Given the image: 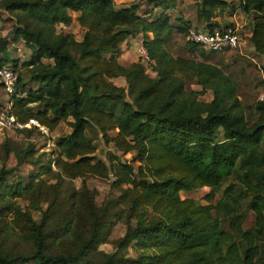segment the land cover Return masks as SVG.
<instances>
[{
  "label": "trees",
  "instance_id": "obj_1",
  "mask_svg": "<svg viewBox=\"0 0 264 264\" xmlns=\"http://www.w3.org/2000/svg\"><path fill=\"white\" fill-rule=\"evenodd\" d=\"M144 1L139 12L136 1L1 0L15 14L11 30L0 34V66L8 64L10 42L22 40L31 49L22 63L28 77L10 62L17 79L9 112L21 121L36 118L50 131L67 121L70 131L58 137L54 155L42 163L32 142L21 147L2 142L7 154L14 152L16 165H39L26 183L8 180L13 166L0 167V212L10 208L7 190L29 203L16 210L11 231H3L17 235L28 248L10 250L0 244V264H264V102L246 105L224 67L173 54L168 38L174 30L188 33L190 22L184 20V27L172 22L167 10L176 0ZM237 6L250 14L248 40L264 58V0H198L195 11L210 29L233 24L219 23L215 16ZM69 10L77 12L81 39L57 30L58 24L71 23ZM139 34L153 75L140 58L129 65L121 62L122 42ZM120 75L126 86L113 81ZM192 82L201 89L191 88ZM206 89L211 90L209 100L199 97ZM90 127L104 135L116 128L113 139L124 151H134L138 164L112 152L108 162L98 158L86 133ZM34 128L16 130L31 133ZM50 172L56 181L43 177ZM232 174L240 185L231 182L224 191L229 199L236 198L234 192L244 197L253 211L245 229L224 216L237 227L236 235L212 213L211 204L180 194L209 186L205 197L210 200ZM86 176H111L119 193L97 205ZM76 177L82 178L78 188L71 183ZM224 204L219 199L215 207ZM124 216L126 231L114 240V249H98L114 218ZM132 241L139 249L134 256L123 251Z\"/></svg>",
  "mask_w": 264,
  "mask_h": 264
},
{
  "label": "rangeland",
  "instance_id": "obj_2",
  "mask_svg": "<svg viewBox=\"0 0 264 264\" xmlns=\"http://www.w3.org/2000/svg\"><path fill=\"white\" fill-rule=\"evenodd\" d=\"M116 5L123 3H129L131 1H136L141 3L139 12H142L146 7V1L144 0H114ZM177 4L173 8L168 9L172 22L180 24L184 27L186 25L184 20L190 22L188 33L183 31L174 30L168 41L166 43L167 48L173 54H183L186 56H191L201 60H207L214 62L222 67L234 77L237 83V92L241 100L246 104L250 105L255 102L258 98L260 92H264V58L257 52L254 47L250 44L249 40L242 48L238 49H227L222 51H208L202 48L201 46H195L192 48L191 39L188 38L189 31L191 29H198L204 26L201 25V22L197 19L196 16V5L198 0H176ZM230 9H227L223 12H220L219 15H224L230 13ZM72 15V21L67 26H62L58 24L57 30H68L74 34L76 39H81L83 34V28L80 27L76 20V11H69ZM234 18L230 22H237L241 27V33L244 38H248L250 34V14L241 10L239 6L232 11ZM11 14L14 16V12L6 11L1 6L0 0V15L3 16L0 22V34L9 32L12 28L14 17H11ZM182 17V20L180 18ZM13 20V22L11 21ZM204 24V23H202ZM135 38L132 41H128L124 44V50H121V53H124V59H121V62L124 65H129L132 61L139 59V53L137 50L138 44L142 41L143 35L139 34L134 36ZM131 45V46H130ZM122 48V47H121ZM31 55V49L28 48L22 40L16 41L14 43L10 42L8 46V57L10 62H17L18 71L21 74H24L26 77L29 76V71L22 66L23 61L27 60ZM121 57V55H120ZM147 71L153 75L154 72L148 66ZM113 81L118 85H127V82L124 76L120 75L113 78ZM29 85L36 86L37 82H30ZM191 88L200 90L201 85L192 82L190 84ZM2 92L4 98L0 99L6 101L7 94L0 84V94ZM199 97L204 100H209L211 95V90L206 89L199 94ZM3 102V103H4ZM116 128L110 127L107 129V135L103 134L98 128L90 127L87 128L86 133L89 137L92 138L93 143L95 144L94 154L101 158L102 160L108 162V156L112 152L119 156L121 159L131 161L134 165L138 164V159L136 158L134 151H124L122 146L115 142L113 139L116 134ZM70 131V126L67 121H61L53 130H48L47 133L42 132L38 127L34 128L31 133H27L25 130H16L14 128H2L0 129V167L2 163H5L6 167H14V170L9 173L8 180H17L19 178L23 179V182H27L29 176L32 172L37 170L39 164L25 161L20 165H16V158L14 152H5V148L2 146V142H6L10 145L21 147L25 146L27 143L32 142L34 144L35 155L40 156V163L46 162L49 156H53L55 143L60 135H63ZM53 170L56 172L58 169L55 165H52ZM55 172H50L43 177L48 179L50 182L56 181ZM70 179H66V181ZM111 176L107 178L99 176H86L85 182L90 189H95V198L94 201L97 205L102 204L106 199L112 198L119 193L118 189L114 188L111 184ZM233 182L235 187L239 186L240 181L235 174H232L230 177L222 181V184L216 191L213 192L212 198L209 200L205 196L209 192V186H201L189 191H180L182 197H192L197 199L200 203H209L212 205V213H216L221 219L225 228L232 231L233 235L237 234V227L232 228L229 221L224 219V216L227 215L229 219H237L240 222L241 228H248L253 221V211L248 210L245 204V198L238 195L234 192L235 199H229L228 193L224 191L225 187ZM71 183L75 188H78L82 185V178L76 177L71 179ZM6 196L11 197L10 208L5 212H0V244L6 249L10 250H25L28 248V245L25 244L17 235H8L6 236L3 231L10 230L12 225L13 218L16 217V210L19 208H27L29 203L26 199L22 198L19 195H12L10 190L6 191ZM240 196V197H239ZM242 197V198H241ZM222 199L224 208L215 207L217 200ZM45 204V203H44ZM33 216L38 218L39 213L33 212ZM50 220L55 222L56 219L51 217ZM126 216L116 219L111 226L108 227V234L103 242L98 245V249L104 251H111L114 249V240L124 234L126 231ZM133 222V219H132ZM262 254H264V241H262ZM123 251L129 255H136L139 253L137 246L133 245V241L130 244L124 246ZM32 264V263H25Z\"/></svg>",
  "mask_w": 264,
  "mask_h": 264
},
{
  "label": "built area",
  "instance_id": "obj_3",
  "mask_svg": "<svg viewBox=\"0 0 264 264\" xmlns=\"http://www.w3.org/2000/svg\"><path fill=\"white\" fill-rule=\"evenodd\" d=\"M241 26L235 22L226 26H213L208 29L205 27L198 29H191L189 36L191 40L198 42L202 48L208 51H222L227 49L242 48L247 43L248 38H244L241 33ZM137 50L139 57L146 68L152 60L149 58L146 48L142 41L138 44ZM17 79V72L14 67L8 63L0 66V84L4 88L7 98L5 101V107L0 110V129L2 128H14L21 129L24 127L36 126L42 132L47 133L48 128L40 124L36 118L30 117L25 121L17 119L14 114L9 112V108L12 104L11 94L15 91V83ZM259 100L264 102V92H260L258 95Z\"/></svg>",
  "mask_w": 264,
  "mask_h": 264
},
{
  "label": "crops",
  "instance_id": "obj_4",
  "mask_svg": "<svg viewBox=\"0 0 264 264\" xmlns=\"http://www.w3.org/2000/svg\"><path fill=\"white\" fill-rule=\"evenodd\" d=\"M70 11V10H69ZM76 14H77V12H76ZM235 16H234V14L233 13H226V14H224V15H219V14H217L216 16H215V20L217 21V22H219V23H223V22H228V21H232L233 19H235L234 18ZM201 25L203 26L204 24H202L201 23ZM135 37H128V38H126V40L124 41V42H122V44H121V49H123L124 50V44H126L128 41H132L133 39H134ZM131 46V45H130ZM124 53L122 52L121 53V59H124ZM4 93L2 92V94H0V97L3 99L4 98ZM6 96V95H5Z\"/></svg>",
  "mask_w": 264,
  "mask_h": 264
}]
</instances>
